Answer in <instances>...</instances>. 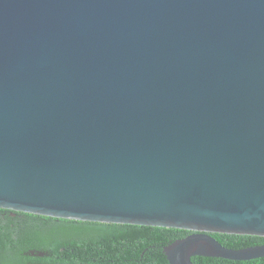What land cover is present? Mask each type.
<instances>
[{
  "label": "water",
  "instance_id": "water-1",
  "mask_svg": "<svg viewBox=\"0 0 264 264\" xmlns=\"http://www.w3.org/2000/svg\"><path fill=\"white\" fill-rule=\"evenodd\" d=\"M0 208L264 258V0H0Z\"/></svg>",
  "mask_w": 264,
  "mask_h": 264
},
{
  "label": "trees",
  "instance_id": "trees-1",
  "mask_svg": "<svg viewBox=\"0 0 264 264\" xmlns=\"http://www.w3.org/2000/svg\"><path fill=\"white\" fill-rule=\"evenodd\" d=\"M191 231L77 221L0 208V264H169L164 248ZM224 247L264 245V237L212 234ZM157 258L152 261L149 258ZM194 264H264L195 257Z\"/></svg>",
  "mask_w": 264,
  "mask_h": 264
},
{
  "label": "flooded vegetation",
  "instance_id": "flooded-vegetation-1",
  "mask_svg": "<svg viewBox=\"0 0 264 264\" xmlns=\"http://www.w3.org/2000/svg\"><path fill=\"white\" fill-rule=\"evenodd\" d=\"M149 259L155 262L157 258L155 257V258H149Z\"/></svg>",
  "mask_w": 264,
  "mask_h": 264
}]
</instances>
